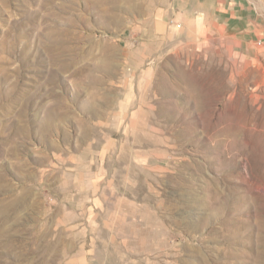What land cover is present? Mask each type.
<instances>
[{
    "label": "rangeland",
    "instance_id": "rangeland-1",
    "mask_svg": "<svg viewBox=\"0 0 264 264\" xmlns=\"http://www.w3.org/2000/svg\"><path fill=\"white\" fill-rule=\"evenodd\" d=\"M0 264H264V0H0Z\"/></svg>",
    "mask_w": 264,
    "mask_h": 264
},
{
    "label": "crops",
    "instance_id": "crops-1",
    "mask_svg": "<svg viewBox=\"0 0 264 264\" xmlns=\"http://www.w3.org/2000/svg\"><path fill=\"white\" fill-rule=\"evenodd\" d=\"M218 2H221V0H218ZM243 8V6H242ZM195 23H196V27L198 29L199 32H205V29H206V19L204 16H199V17H196L195 19Z\"/></svg>",
    "mask_w": 264,
    "mask_h": 264
}]
</instances>
